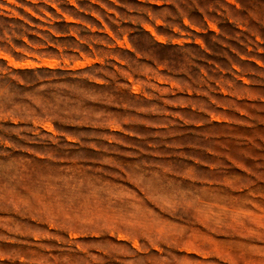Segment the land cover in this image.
I'll list each match as a JSON object with an SVG mask.
<instances>
[{"label": "rangeland", "instance_id": "rangeland-1", "mask_svg": "<svg viewBox=\"0 0 264 264\" xmlns=\"http://www.w3.org/2000/svg\"><path fill=\"white\" fill-rule=\"evenodd\" d=\"M0 264H264V0H0Z\"/></svg>", "mask_w": 264, "mask_h": 264}, {"label": "bare ground", "instance_id": "bare-ground-1", "mask_svg": "<svg viewBox=\"0 0 264 264\" xmlns=\"http://www.w3.org/2000/svg\"><path fill=\"white\" fill-rule=\"evenodd\" d=\"M149 29V28H148Z\"/></svg>", "mask_w": 264, "mask_h": 264}]
</instances>
